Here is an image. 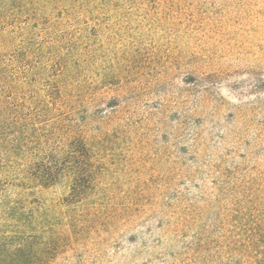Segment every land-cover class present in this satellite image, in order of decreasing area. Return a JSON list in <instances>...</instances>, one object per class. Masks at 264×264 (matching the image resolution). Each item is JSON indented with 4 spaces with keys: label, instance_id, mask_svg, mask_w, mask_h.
Listing matches in <instances>:
<instances>
[{
    "label": "rangeland",
    "instance_id": "374dc122",
    "mask_svg": "<svg viewBox=\"0 0 264 264\" xmlns=\"http://www.w3.org/2000/svg\"><path fill=\"white\" fill-rule=\"evenodd\" d=\"M54 3L0 0V48L18 36L11 32L40 18ZM125 6L130 13L119 23L106 17L88 22L86 76L93 99L102 92L98 80L115 66L125 80L115 87L124 88L122 117L135 127L117 130L120 140L112 135L106 146L115 157L122 201L147 188L146 180L155 186L162 173L163 181L177 179L175 191L185 195L184 207L194 202L200 208L210 202L216 206L220 185L234 189L233 195L242 191L245 201L257 194L264 206V0H152ZM100 27L102 35L96 37ZM167 70V79L155 82L158 72ZM18 157L11 154L1 165L10 172L8 178L21 165ZM68 191L64 182L0 192V264L22 261L28 242L39 240L44 230L105 224L91 206H63ZM230 203L223 207L232 208ZM130 222L120 223L129 227L122 237L124 253L129 238L135 236L138 245L158 225L155 213Z\"/></svg>",
    "mask_w": 264,
    "mask_h": 264
},
{
    "label": "trees",
    "instance_id": "16d2710c",
    "mask_svg": "<svg viewBox=\"0 0 264 264\" xmlns=\"http://www.w3.org/2000/svg\"><path fill=\"white\" fill-rule=\"evenodd\" d=\"M149 1L55 0L40 18L11 32L18 36L0 48V192L67 182L63 206H91L106 219L105 224L44 230L39 240L28 242L27 256L14 264H264V206L257 194L245 201L242 191L233 195L234 189L220 185L216 206L210 202L200 208L194 202L184 207L185 195L175 191L177 179L163 181L160 173L155 186L146 180L147 188L122 201L115 157L106 146L112 135L120 140L117 130H132L135 122L122 117L124 88L115 86L125 80L118 66L98 80L102 92L93 99V84L86 80L88 22L106 17L119 23L130 13L125 4ZM102 31L98 28L95 36ZM169 72H158L155 82L167 79ZM11 154L20 157L21 165L8 178L10 172L1 165L8 164ZM230 200L232 208L223 207ZM152 213L156 228L138 245L135 236L129 238L124 253L122 237L130 220Z\"/></svg>",
    "mask_w": 264,
    "mask_h": 264
}]
</instances>
